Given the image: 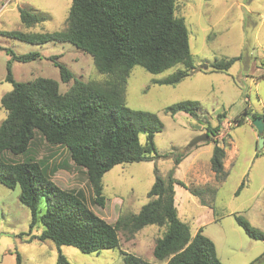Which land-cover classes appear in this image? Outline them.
<instances>
[{
  "label": "rangeland",
  "instance_id": "374dc122",
  "mask_svg": "<svg viewBox=\"0 0 264 264\" xmlns=\"http://www.w3.org/2000/svg\"><path fill=\"white\" fill-rule=\"evenodd\" d=\"M177 1L180 4L176 15L184 19L193 64L197 68L206 64V70H195L177 84L167 85L153 80L172 73L179 65L156 74L135 65L125 85V104L129 108L153 112L161 120L163 127L154 135L161 156L153 161L117 164L105 172L101 206L94 202L84 169L72 163L66 149L52 146L37 136L29 154L34 159L55 163L58 169L52 180L63 189L79 193L88 208L111 224L120 214L138 212L148 201L154 168L166 178L174 166V177L197 191L194 194L175 184L180 220L189 226L192 235L201 229L213 241L223 263L251 264L264 253V242L248 237L237 225L235 215L264 232V142L259 147V135L250 114L240 125H235L232 119L245 109L260 117L264 115V0ZM70 3L71 0H0V98L13 88L12 82L6 79L8 62L13 80L51 78L58 82L61 93L72 80L68 83L60 80L54 61L64 64L73 78L96 82L104 79L96 71L92 57L69 42L31 43L6 34L17 30H61L65 27ZM20 9L35 11L43 19L26 26L20 20ZM12 52L39 56L20 62L11 59ZM231 57L239 59L227 72L211 70L210 64L214 61ZM183 100L198 103V118L165 111L168 105ZM223 112L216 136L188 147L194 137L204 133L208 123L216 125V116ZM4 117L5 110L0 106V121ZM216 141L225 148V168L218 177L210 167ZM184 151L187 156L175 166L174 159ZM241 183L243 186L239 189ZM19 191V187L11 189L0 184V264H16L17 255L21 264H58L59 254L67 264H123L124 252L162 263L152 255L155 240L165 230L156 225H147L131 235L119 229V247L100 252L82 253L73 246L40 241L36 237L37 228L29 232L30 212L20 203ZM261 264H264V255Z\"/></svg>",
  "mask_w": 264,
  "mask_h": 264
},
{
  "label": "trees",
  "instance_id": "16d2710c",
  "mask_svg": "<svg viewBox=\"0 0 264 264\" xmlns=\"http://www.w3.org/2000/svg\"><path fill=\"white\" fill-rule=\"evenodd\" d=\"M178 4L177 0H71L61 30L6 32L31 43L69 42L89 54L96 71L104 75L101 81H83L73 78L64 64L54 61L60 80L65 83L72 80L61 93L58 82L51 78L13 80L8 62L6 79L13 88L0 98V106L5 110L0 121V184L11 189L19 187L18 199L30 212L29 232L37 228L36 237L40 241L73 246L82 253L100 252L119 247V229L131 235L147 225H156L165 230L155 240L152 255L162 263L124 252L123 264H225L217 256L213 241L201 229L192 235L189 226L180 220L175 184L194 194L197 191L174 177V166L166 178L154 168L148 201L138 212L120 214L111 224L88 208L79 193L63 189L52 180L58 169L55 163L34 159L29 154L37 136L52 146L66 149L72 163L84 169L94 202L101 206L105 172L117 164L153 161L161 156L154 142L155 133L163 127L161 120L153 112L129 108L125 104V85L135 65L155 74L179 65L172 73L153 80L167 85L177 84L195 70L205 71L193 64L184 19L176 15ZM19 14L26 26L43 19L30 9H20ZM10 55L20 62L39 56L13 52ZM237 59L216 60L210 64L211 70L227 72ZM165 111L199 117L198 103L192 100L168 105ZM249 114L252 119L259 116L245 109L232 121L240 125ZM223 117L224 112L216 116V125H206L204 133L209 139L216 136ZM185 153L174 159L175 166ZM7 154L22 159L14 160ZM224 157L225 148L216 141L210 158L216 177L223 174ZM242 186L243 183L239 189ZM235 221L248 237L264 242L263 231L252 227L240 215H235ZM263 255L251 264H261ZM57 262L67 264L62 254ZM16 264H21L19 255Z\"/></svg>",
  "mask_w": 264,
  "mask_h": 264
},
{
  "label": "water",
  "instance_id": "95a60500",
  "mask_svg": "<svg viewBox=\"0 0 264 264\" xmlns=\"http://www.w3.org/2000/svg\"><path fill=\"white\" fill-rule=\"evenodd\" d=\"M202 69H206L207 65H203L201 67ZM252 125L255 127V129L257 130L258 134H259V147H261L263 145L264 142V137L262 135L263 131H264V120L263 117L257 116L254 119H252ZM208 138V134L203 133L201 135H198L196 137H194L188 144V147H192L193 145H195L196 143L206 140Z\"/></svg>",
  "mask_w": 264,
  "mask_h": 264
},
{
  "label": "crops",
  "instance_id": "0c3cea01",
  "mask_svg": "<svg viewBox=\"0 0 264 264\" xmlns=\"http://www.w3.org/2000/svg\"><path fill=\"white\" fill-rule=\"evenodd\" d=\"M203 70H206V69H203ZM220 135H221V134H219V137H221ZM186 156H187V155H186ZM186 156H185V157H186ZM224 168H225V164H224ZM176 192H177V190L175 189V196H176ZM175 205H176V203H175ZM176 207H177V206H176Z\"/></svg>",
  "mask_w": 264,
  "mask_h": 264
}]
</instances>
